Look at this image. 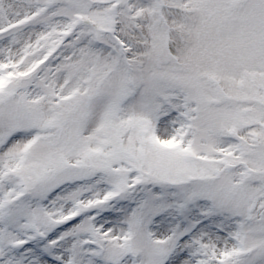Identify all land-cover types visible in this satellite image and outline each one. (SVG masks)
Listing matches in <instances>:
<instances>
[{
	"label": "snow or ice",
	"instance_id": "6c2138e0",
	"mask_svg": "<svg viewBox=\"0 0 264 264\" xmlns=\"http://www.w3.org/2000/svg\"><path fill=\"white\" fill-rule=\"evenodd\" d=\"M0 264H264V0H0Z\"/></svg>",
	"mask_w": 264,
	"mask_h": 264
}]
</instances>
